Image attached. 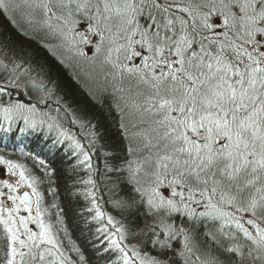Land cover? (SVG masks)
Segmentation results:
<instances>
[{
    "label": "snow or ice",
    "instance_id": "1",
    "mask_svg": "<svg viewBox=\"0 0 264 264\" xmlns=\"http://www.w3.org/2000/svg\"><path fill=\"white\" fill-rule=\"evenodd\" d=\"M0 15L92 101L73 107L0 33V264H264V0H0ZM26 140L42 175L4 154ZM56 152L89 255L43 206Z\"/></svg>",
    "mask_w": 264,
    "mask_h": 264
},
{
    "label": "trees",
    "instance_id": "2",
    "mask_svg": "<svg viewBox=\"0 0 264 264\" xmlns=\"http://www.w3.org/2000/svg\"><path fill=\"white\" fill-rule=\"evenodd\" d=\"M0 33L12 36L17 43L26 45L31 52L48 63L52 78L58 79L62 91L66 94L67 100L73 107L91 109L92 101L87 88L84 87L83 83L77 82L73 71L60 65L35 41H30L20 35L16 31L14 24L2 15H0ZM111 139H119L115 136V129H112ZM21 148H23L24 152H32L36 149V145L34 142L26 140L24 144L17 145L15 148L9 146L5 149L4 154L10 159L25 163L29 168H33V162L21 153ZM41 155L51 168L56 169V173L53 176L54 182L51 184L42 183L39 186V191L44 197L43 206L49 207V211L53 214L52 219L55 218L56 212H61L64 223L62 226L57 225V227L66 228L71 239L85 251L86 255H89L92 244V233L89 229L93 228L94 225L91 222L90 214L85 210L87 201L83 199V196L79 194V190L73 187L71 181L68 179V176L71 175L70 164L72 161L65 159L63 152H56L54 155L42 153ZM33 174L42 175L39 170L34 168ZM81 175L87 179V176L83 172H81ZM82 187L81 185L80 188L82 189ZM53 192L55 196H53ZM53 202L59 207L51 208L50 205ZM61 236L63 238V234Z\"/></svg>",
    "mask_w": 264,
    "mask_h": 264
},
{
    "label": "rangeland",
    "instance_id": "3",
    "mask_svg": "<svg viewBox=\"0 0 264 264\" xmlns=\"http://www.w3.org/2000/svg\"><path fill=\"white\" fill-rule=\"evenodd\" d=\"M15 16H16L17 19H19L20 18V13L19 12L15 13ZM7 178H9V176L7 174L6 168L4 166L0 165V179H7ZM11 179L14 181L15 179H17V177H12ZM20 191H29V192H31V189L26 188V187H23V188L20 189ZM0 199L6 200V197L0 198ZM8 203H10V202H8ZM22 214H25L26 215V213H22ZM51 222L55 224L56 223L55 218L52 219ZM30 227H32L33 230H37L35 225H30Z\"/></svg>",
    "mask_w": 264,
    "mask_h": 264
}]
</instances>
